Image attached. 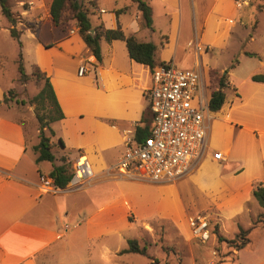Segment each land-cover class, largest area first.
<instances>
[{
    "label": "crops",
    "instance_id": "1",
    "mask_svg": "<svg viewBox=\"0 0 264 264\" xmlns=\"http://www.w3.org/2000/svg\"><path fill=\"white\" fill-rule=\"evenodd\" d=\"M96 1L94 14L105 28L119 25L138 40L153 42L156 62H172L202 74L209 68L225 69L203 65L202 57L213 49L222 52L231 44L235 20L242 12L233 0H144L152 10L148 28L140 25L133 0H124L119 7L114 0L107 8ZM27 2L20 10L38 35L44 22L51 31L59 30L51 39L42 42L38 38V42L58 45L62 54L37 65L49 76L63 114L57 121L64 146L58 148L67 149L75 159L84 156L87 172L81 184L40 191L39 177L48 176L53 164L35 162L37 154L32 147L38 142L36 135L35 141H28L22 109L3 101L7 89L0 84V264H59L62 257L81 249L83 242L95 247L102 264H110L111 257L124 249L120 243L127 241L126 230L148 233L152 222L164 221L190 232L188 219L197 214L209 220L211 233L206 242L187 238L196 241L189 264H216L212 251H216L218 236L234 237L240 228L249 232L240 224L241 216L248 214L253 222L258 216L251 214L250 207L257 202L252 195L254 185H264V79L251 77L264 76V49L240 50L242 59L223 71L228 81L225 98L221 108L206 117L208 150L204 158L176 181L154 182L116 168L124 137L133 135L146 115L151 69L131 59L117 39L108 41L105 48L101 44L104 38L100 39L101 61L97 62L78 32L66 34L61 25H53L48 13L51 0ZM122 12L130 14L122 18ZM75 36L78 44L73 46L80 54L70 56ZM247 40L252 42L255 36L249 35ZM81 64L88 71L78 75ZM32 120L34 115L28 121L30 133ZM53 137L57 140L56 133ZM216 151L222 153V159L212 157ZM61 155L72 167L74 160ZM187 182L200 192L199 201L189 197L184 202L181 193ZM226 221L229 227H236L232 232H228ZM134 235L137 239V233ZM208 241L211 257L205 259L197 248ZM243 248L226 250L218 264L229 258L237 262ZM70 259L67 256L66 261ZM93 261L89 258L85 264Z\"/></svg>",
    "mask_w": 264,
    "mask_h": 264
},
{
    "label": "rangeland",
    "instance_id": "2",
    "mask_svg": "<svg viewBox=\"0 0 264 264\" xmlns=\"http://www.w3.org/2000/svg\"><path fill=\"white\" fill-rule=\"evenodd\" d=\"M113 1L114 0H100V4L103 8H107L108 4ZM123 2L124 0H117V3H119L118 7L123 6ZM7 3L16 17V28L21 30L19 36L21 45H19L17 39L10 36L8 32L10 26L9 22L1 13L0 7V84L3 88L7 89V99L5 102L8 104L9 101H11L12 105H16L19 109H22V115L28 123V126L30 117L34 115V120L30 123L32 126V132L30 133V128L27 125H25V127L28 133V141H35V135L38 141V131L34 133V130H38L39 128L36 115H46L45 108L47 109V106H51V104L46 102L41 105L32 101L33 97L38 93L41 83L37 82L31 73L33 67L38 64V61L43 59L48 60L53 57L54 54H62L58 45L51 47L38 42V38L42 42L51 39L52 34H56L59 30L54 32L51 31L46 25V22H44L38 35V31H35V25L29 24L24 17V13L20 10L24 7V5L28 6L27 0H7ZM241 9L242 12L240 16L235 20V26L233 28V33L231 34V44L225 50H222V52H219L218 49H213V51L206 53L205 56L202 57L203 65L206 64L207 66H215L217 68L225 66V69L222 70L223 72L231 64H234L236 60L239 61L242 59V56L239 55L240 50L259 52L264 49V0H248V3ZM120 14L123 18L128 17L130 13L122 12ZM90 19L92 24H98L101 22L100 18H98L95 14H92ZM76 27L75 21L70 20L65 24H62L60 28H63L62 32L72 34L70 31L74 30ZM77 31L78 29L76 32ZM249 35H254L255 40L249 42L247 40ZM240 40L242 42H240ZM71 42L72 45L69 47V55L78 56L80 54V50L75 49L74 47L78 44L77 36L72 37ZM107 43L108 40L101 39L102 48H105ZM117 43H119L122 47H125L123 41L117 40ZM38 49H40V51H38ZM19 53H21L24 72L27 75L24 80L20 78V74L18 72L17 61ZM208 71L209 69L207 70V73L202 74L204 82H207L209 79ZM209 80L210 90L215 89L217 86L216 80L213 77ZM51 127L55 131L56 137H60L62 133L59 129L58 121L52 122ZM44 133L49 135L47 128H44ZM51 140L53 141L52 143H54L53 154L56 157L59 158L61 154H65L68 157H71L72 161L75 160V155L70 154V151L58 148L55 137H52ZM53 164H59V160H54ZM42 166L46 168L47 163H43ZM186 185L185 191L181 193L184 202L187 203L190 200L189 197L194 198L195 201H199L202 198L200 192L194 188L193 184L187 182ZM250 209L253 216L258 215L257 218L264 213V208L259 206L256 201H254V204L250 207ZM239 221L244 228H249L247 236L249 243L240 251L239 260L237 262L235 259L229 258L228 260L223 261L222 264H258L260 261L263 262L264 224L256 225L254 223L255 221L253 222L252 218H250L248 214H243ZM228 222L229 221H226L227 228H229L228 232H232V230L236 227L234 225L229 227ZM218 227L224 231V227L221 226L220 222H218ZM151 228L152 229L148 233L141 230L137 231L134 228H132L133 230L131 231L126 230L128 233L125 238L127 239L133 238L135 236L134 234L137 233L136 236H138L137 241L139 246L145 245L147 247L146 254L137 252L118 253L111 257L112 261L110 264H189V261L192 260L191 251L194 247L196 248V241L193 239H187L192 237L190 234L191 232L188 230L185 232H182L181 230L179 231L176 227H173L171 224L164 221L152 222ZM223 231L222 234H224ZM232 237L233 236L224 238L231 239ZM116 238L117 234L113 236V240L115 242ZM217 245L214 247L216 249V262L215 258L213 260L216 264L221 261L220 259L223 257L226 250L231 251V249H233V247L228 246L224 240L218 241ZM126 247L127 241H121L120 248L122 249ZM197 249H201V254L205 257V259L211 257L210 241L203 245L199 244ZM67 256L71 257L69 263L66 261ZM67 256L62 257L64 261L59 264H85V262H88L89 258H93L94 261L93 263L89 262L88 264H102L99 261L100 258L96 257L95 247H92L90 244L87 245L85 242H83L81 249H77V251H73L71 255L69 254ZM76 260L81 261L76 262Z\"/></svg>",
    "mask_w": 264,
    "mask_h": 264
},
{
    "label": "built area",
    "instance_id": "3",
    "mask_svg": "<svg viewBox=\"0 0 264 264\" xmlns=\"http://www.w3.org/2000/svg\"><path fill=\"white\" fill-rule=\"evenodd\" d=\"M247 0H233L241 9ZM78 27L71 30L76 32ZM88 71L81 64L78 75ZM152 114L151 127L144 137L137 139L135 133L124 137V149L116 168L125 173H136L154 182H172L187 175L206 155L210 112V91L202 73L196 69H184L172 62L156 65L151 69V84L146 90ZM212 157L222 159L220 151ZM86 161L79 156L72 163L71 185L81 184L86 176ZM41 192L53 191V179L41 175ZM191 236L200 242L210 237V222L202 214L189 217ZM215 255L216 251H212Z\"/></svg>",
    "mask_w": 264,
    "mask_h": 264
},
{
    "label": "trees",
    "instance_id": "4",
    "mask_svg": "<svg viewBox=\"0 0 264 264\" xmlns=\"http://www.w3.org/2000/svg\"><path fill=\"white\" fill-rule=\"evenodd\" d=\"M137 3L139 10V21L140 25L150 28L152 26V10L150 5L144 0H133ZM1 13L9 22V34L11 37L17 39L19 45L20 30L16 28V17L13 11L9 7L7 0H0ZM97 7L96 0H51L49 5V16L52 20L53 25H62L66 22L73 20L78 27V34L89 49L90 53L94 56L97 62L101 61V50H100V39L105 40H122L125 43L128 55L131 59L141 64L147 65L150 69L159 64L165 62H156L154 54L157 46L150 41H140L133 33H125L122 28L117 25L115 28H105L102 22L93 25L90 16L94 14V8ZM93 32H90V30ZM51 46V45H47ZM18 72L21 79H26V73L22 64V56L19 53L17 61ZM32 76H34L37 82L41 83V87L38 93L33 97L32 101L38 104H51L45 108L46 115H36L39 123L38 128V142L33 145L32 149L37 154L35 162L46 160L53 164L55 155L52 152L53 144L51 138L55 135L54 130L51 127V123L57 121L63 117L59 104L54 94L49 76L46 72L42 71L38 65H35L32 69ZM209 79L213 77L216 80L217 86L215 89L210 90V80L208 79L207 84L210 91L208 106L210 111H218L225 98L224 88L227 86V72H220L215 68H209L208 71ZM253 80L262 81L263 75H253ZM11 92V91H9ZM6 95L3 101H6ZM46 119V120H45ZM152 114L149 108V103L146 107V115L142 118L141 125L135 129V137L140 139L148 134L151 127ZM44 128H47L49 135L44 133ZM56 144L58 147H63V141L60 137L57 138ZM60 164L54 165L49 172V175L53 179V186L57 188H64L72 177L71 162L64 156L59 157ZM252 195L257 200L258 204L264 208V185L257 183L252 189ZM255 224L264 223V213L258 217ZM214 233L218 234L217 227L213 229ZM248 229L240 228L239 231L231 239L222 238L218 236V241H225L228 246L235 249L243 248L248 242L247 237ZM122 252H137L141 254L147 253V247L145 245L139 246L136 238L127 239V247L120 250Z\"/></svg>",
    "mask_w": 264,
    "mask_h": 264
},
{
    "label": "water",
    "instance_id": "5",
    "mask_svg": "<svg viewBox=\"0 0 264 264\" xmlns=\"http://www.w3.org/2000/svg\"><path fill=\"white\" fill-rule=\"evenodd\" d=\"M90 32H93V30L91 29Z\"/></svg>",
    "mask_w": 264,
    "mask_h": 264
}]
</instances>
